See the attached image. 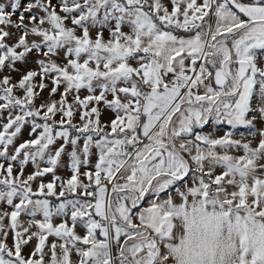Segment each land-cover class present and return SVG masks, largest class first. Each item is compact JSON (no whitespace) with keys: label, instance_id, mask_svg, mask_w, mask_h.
<instances>
[{"label":"snow or ice","instance_id":"1","mask_svg":"<svg viewBox=\"0 0 264 264\" xmlns=\"http://www.w3.org/2000/svg\"><path fill=\"white\" fill-rule=\"evenodd\" d=\"M0 264H264V0L0 2Z\"/></svg>","mask_w":264,"mask_h":264},{"label":"rangeland","instance_id":"2","mask_svg":"<svg viewBox=\"0 0 264 264\" xmlns=\"http://www.w3.org/2000/svg\"><path fill=\"white\" fill-rule=\"evenodd\" d=\"M0 2H4V0H0ZM42 95H43L44 97H47V90H45V92L42 93ZM55 98H59V94H57V97H55ZM70 98H71V97H70ZM37 103H39V101H37ZM78 120H79V117L77 116V117H76V121L78 122ZM26 135H27V134H25V138H26ZM64 163H65V165H68V164L70 163V162L68 161L67 157L64 158ZM32 167H33L32 165H29V166H28V171H31ZM58 174H60V175L63 176V177H67V176H69V175L71 174V172H70V168L67 167V166L60 167V168L58 169ZM49 179H50V177H49ZM34 187H35V185H34ZM8 210L10 211L11 209H8ZM38 218H39V217H38ZM21 219L25 222V226H27V222H28V220H29V217H27V216H23V215H22ZM5 222L7 223V221H5ZM55 222L58 223V222H59V218H56V219H55ZM77 230H78V231H81L79 228H78ZM50 240H51V238H50ZM10 241H11V237H9V242H10ZM34 243H35V241H33L32 244L28 246L27 251H30V250H31V247L34 246Z\"/></svg>","mask_w":264,"mask_h":264}]
</instances>
